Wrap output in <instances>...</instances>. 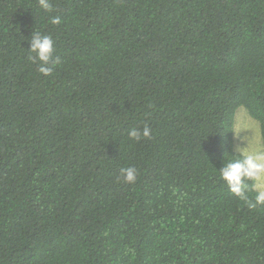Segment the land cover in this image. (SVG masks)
<instances>
[{
    "label": "trees",
    "instance_id": "obj_1",
    "mask_svg": "<svg viewBox=\"0 0 264 264\" xmlns=\"http://www.w3.org/2000/svg\"><path fill=\"white\" fill-rule=\"evenodd\" d=\"M49 2L0 0V264H264L256 178L219 174L238 107L264 144V0Z\"/></svg>",
    "mask_w": 264,
    "mask_h": 264
},
{
    "label": "clouds",
    "instance_id": "obj_2",
    "mask_svg": "<svg viewBox=\"0 0 264 264\" xmlns=\"http://www.w3.org/2000/svg\"><path fill=\"white\" fill-rule=\"evenodd\" d=\"M40 8L45 11L51 10V4L49 0H38ZM51 22L53 24L60 23V17H52ZM30 52L35 53V57H32L33 62L39 61L38 72L44 76L51 75L53 71V65L60 63V58L56 57L52 59L53 40L48 35H41L36 32L30 40ZM151 130L148 126L143 129L132 128L128 132L130 139L139 141L141 138H149ZM219 174L221 179L226 183L231 193L245 199L244 187L242 186V180L244 178H259L261 174H264V153L248 154L245 153L242 158L230 159L220 169ZM123 179V182L132 184L136 181L137 170L134 167H126L120 169V175L117 179ZM257 204L264 203V190L257 193L255 197ZM250 207L253 205H249Z\"/></svg>",
    "mask_w": 264,
    "mask_h": 264
},
{
    "label": "rangeland",
    "instance_id": "obj_3",
    "mask_svg": "<svg viewBox=\"0 0 264 264\" xmlns=\"http://www.w3.org/2000/svg\"><path fill=\"white\" fill-rule=\"evenodd\" d=\"M234 121V147L242 153H264V144L261 140L259 123L252 118L243 106L236 109ZM256 188L264 190V174L256 178Z\"/></svg>",
    "mask_w": 264,
    "mask_h": 264
}]
</instances>
